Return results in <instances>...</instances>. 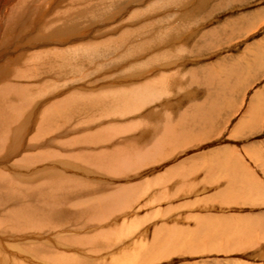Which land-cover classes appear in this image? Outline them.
I'll return each mask as SVG.
<instances>
[{
  "label": "rangeland",
  "instance_id": "rangeland-1",
  "mask_svg": "<svg viewBox=\"0 0 264 264\" xmlns=\"http://www.w3.org/2000/svg\"><path fill=\"white\" fill-rule=\"evenodd\" d=\"M0 32V88L15 89L0 97V115L28 127L30 142L6 154L8 133L0 171L24 180L4 188L38 196L66 185L62 173L91 194L131 191L99 219L65 205L53 227L5 235L1 245L20 246L4 261L264 264V0H0ZM65 97L75 100L46 111L51 127L31 143L43 110ZM202 116L209 125L196 127ZM45 150L62 159L12 166ZM37 245L40 254L28 248Z\"/></svg>",
  "mask_w": 264,
  "mask_h": 264
},
{
  "label": "bare ground",
  "instance_id": "bare-ground-1",
  "mask_svg": "<svg viewBox=\"0 0 264 264\" xmlns=\"http://www.w3.org/2000/svg\"><path fill=\"white\" fill-rule=\"evenodd\" d=\"M51 1V0H50ZM53 1V0H52ZM80 2V1H79ZM40 7V6H39ZM39 7H38V9H39ZM44 7V6H43ZM41 8V7H40ZM40 10H42V8L40 9ZM46 10V9H45ZM53 10V9H52ZM51 10V11H52ZM44 11V10H43ZM46 12V11H45ZM47 12H49V11H47ZM94 12H96V11H94ZM65 14V13H64ZM47 15H48V13H47ZM46 15V16H47ZM58 17V16H57ZM96 17V16H95ZM59 19V18H58ZM60 20V19H59ZM10 21V20H9ZM57 21V20H56ZM54 22V21H53ZM59 22V21H58ZM51 23V22H50ZM63 23V22H62ZM56 24V23H55ZM70 24V23H69ZM98 25V24H97ZM54 26V25H53ZM9 29V28H8ZM92 31V30H91ZM12 32V31H11ZM91 33V32H90ZM3 33H1L0 32V40L2 41V39H1V37L3 36L2 35ZM86 35V34H85ZM84 36V35H83ZM72 38H74L73 36H71ZM124 37V36H123ZM81 38V37H80ZM79 39H77V41H78ZM83 41V40H82ZM83 43V42H82ZM14 45V44H13ZM96 45V44H95ZM86 46V45H85ZM82 47V46H81ZM5 48V47H4ZM26 48V47H25ZM24 48V49H25ZM27 49H29V48H27ZM30 49H32V46H31V48ZM78 49V48H77ZM72 50H74V49H72ZM27 52V51H26ZM72 52V51H71ZM57 54V53H56ZM3 55V54H2ZM3 57V56H2ZM2 72V70H0V73ZM208 72V71H207ZM30 73V72H29ZM6 75V74H5ZM2 77H3V74H2ZM4 78V77H3ZM116 81V80H115ZM115 81H114V83H115ZM120 81H122V80H120ZM131 81V80H130ZM118 82V81H117ZM150 84H153V83H146V85H144L143 87H141L140 86V88L141 89H145L146 88V86L147 85H150ZM194 84V83H193ZM12 85H14V84H12ZM12 85H10V87H7V85H5L4 84V86L5 87H2V85H1V87L2 88H0V97L1 96H5V94H6V91H10V92H13V90H15L14 89V86H12ZM16 85V84H15ZM127 85V84H126ZM17 87H18V85H17ZM22 87V86H21ZM148 87V86H147ZM18 89H19V87H18ZM22 89V88H21ZM101 89V88H100ZM21 91V90H20ZM143 91V90H142ZM118 92V91H117ZM133 92V91H132ZM15 93V92H14ZM114 93V92H113ZM116 93V92H115ZM128 94V96L130 95V94H132V93H130V91H128V92H125V95H127ZM121 93H119V95H120ZM184 94H186V93H184ZM6 95H8V94H6ZM76 95V94H75ZM82 95V94H81ZM90 95V94H89ZM115 95L116 94H114L113 96L115 97ZM122 95V94H121ZM124 95V94H123ZM124 95V96H125ZM187 95V94H186ZM210 95V94H209ZM73 96V95H72ZM87 96H88V94H87ZM107 95H101L100 97H99V95H95L94 97H91V101L90 102H94L95 103V100L97 99L98 101H106L107 102V100H109L110 98H105ZM111 96V95H110ZM112 96V97H113ZM82 98H85V97H83V95L81 96ZM209 97V96H208ZM77 98H80L79 96L77 97ZM112 99V98H111ZM75 99H74V97H65V98H63V99H61V100H59V101H56V102H54V103H51L50 104V106L49 107H47L48 109H45V110H43V114H45V112L46 111H48V113L49 114H51V115H55V114H58L59 113V109H61V111L60 112H65V110H66V105L67 104H70L72 101H74ZM86 100H89V99H86ZM116 100V99H115ZM119 100V99H118ZM3 102H4V100H3ZM97 103H99V102H97ZM90 104V103H89ZM93 104V103H92ZM115 104V103H114ZM203 104V103H202ZM21 105H22V103H21ZM24 105V104H23ZM91 105V104H90ZM98 105V104H97ZM94 106V105H93ZM205 106V105H204ZM7 107V106H6ZM69 107V106H68ZM67 107V108H68ZM210 107V106H209ZM16 109V111H20L21 110V108H20V110H19V108H15ZM14 109V110H15ZM69 109V108H68ZM210 109H212V108H210ZM214 109V108H213ZM36 110V109H35ZM197 110V109H196ZM213 112H214V110H212ZM194 112H196L195 110H194ZM198 112V111H197ZM206 113V112H205ZM4 115L5 114H3V115H0V153H1V150L3 149V146H4V144H5V141H6V138H7V136H8V133L10 132V133H12L13 131H12V129L14 130H16L15 131V133H14V135H13V141L12 142H10V145L7 147V149H6V151L5 152H7L6 154H12L13 152H15V151H17V150H19L20 148H22V146L24 145V143H26L25 142V140L27 139L28 140V138H29V133L27 132V130H28V127L26 128V130H24L25 129V127H24V129H23V125H21V126H19L18 128H14L15 127V124H16V119H12L11 120V122H9V120H7L5 117H4ZM29 115H31V116H33V118H34V114L32 115V114H29ZM196 115V114H195ZM209 118H210V116L208 117V116H202V119H200V121L198 122V126H196V127H199V128H201V127H205V125H209L208 124V120H209ZM31 117H30V121H29V118H27L26 120H27V123H30L29 125H31V127L33 126V124L35 123L34 122V120H36V119H33L32 120V122H31ZM40 119H42L41 121H40ZM39 119V123H40V128H39V125H37L36 127V129H35V131H36V133H35V135H33L32 137H30V139L32 140V142L31 143H36L37 141H38V139L40 140L41 139V137H42V135H44L45 134V131L47 130V131H49L48 129H50V127H51V122L53 121V118H52V116H50V115H47V113L44 115V116H42L41 118ZM192 120V119H191ZM186 121V120H185ZM27 123H24V125H27ZM38 123V124H39ZM77 123V122H76ZM189 123V122H188ZM191 123V122H190ZM194 123V122H193ZM244 123V122H243ZM242 123V124H243ZM63 124H65V123H63ZM202 124V126H200ZM11 125H13V127L11 126ZM19 125H20V123H19ZM179 126V125H178ZM90 129V128H89ZM20 130V131H19ZM109 130V129H108ZM193 130H194V128H193ZM199 130V129H198ZM202 130V129H201ZM41 131V132H40ZM24 132H25V134H24ZM202 132V131H201ZM2 133H4V134H2ZM53 133V132H52ZM208 133V132H207ZM206 133V134H207ZM183 134V133H182ZM99 135H100V133H99ZM203 135V134H202ZM211 135V134H210ZM28 136V137H27ZM82 136V135H81ZM91 136H93V135H91ZM95 136H97V135H95ZM94 137V136H93ZM92 137V138H93ZM83 138V137H82ZM97 138V137H96ZM102 138V137H101ZM131 138V137H130ZM98 139H100V138H98ZM176 139V138H175ZM35 140V141H34ZM84 140V139H83ZM34 141V142H33ZM28 143H30L29 142V140L27 141ZM76 142H77V140H76ZM94 142V141H93ZM176 142V141H175ZM49 143H51V142H49ZM67 143V142H66ZM48 144V143H47ZM65 144V143H64ZM130 144V143H129ZM36 145V144H35ZM44 145V144H43ZM42 145V146H43ZM46 145V144H45ZM52 145V144H51ZM70 145V144H69ZM89 145V144H88ZM65 146V145H64ZM93 146V145H92ZM35 147V146H34ZM37 147H38V145H37ZM36 147V148H37ZM139 147V146H138ZM30 148V145L28 146V147H26V149L27 150H30L29 149ZM33 149V148H32ZM88 149H90V148H88ZM60 151V150H59ZM92 151V150H91ZM21 152V151H20ZM26 152V151H25ZM68 152V151H67ZM94 152V151H93ZM60 153V152H59ZM54 155V156H52L51 157V155ZM216 154H218V153H216ZM22 156V155H21ZM57 154H55V151L54 152H52V151H50V150H48V151H44V152H42V151H38V152H35V154H29V155H24L23 154V156L21 157V158H19L15 163H14V165H12L13 167H26L27 165H32L33 163V165H35V164H38V165H40V163H41V165H44V164H42V162H45V161H50V159L51 158H54L53 159V161H55V160H57V159H62L60 156H57ZM66 156H67V154H66ZM73 156V155H72ZM71 156V157H72ZM213 156V155H212ZM218 156V155H217ZM58 157H60V158H58ZM68 157V156H67ZM221 157H224V156H221ZM221 157L220 158H218L217 160H220L221 159ZM50 158V159H49ZM143 158V157H142ZM225 158V157H224ZM80 159V158H79ZM64 160H67V159H64ZM95 159L94 158H92V157H89V158H87V159H84L83 161L84 162H82L83 164H85V163H87L88 165H91V163L94 161ZM111 160V159H110ZM124 160V159H123ZM144 160V159H143ZM217 160H216V162H217ZM222 160H223V158H222ZM222 160H221V162H222ZM4 161V160H3ZM3 161H1V162H3ZM68 161V160H67ZM66 161V162H67ZM119 161V160H118ZM125 161V160H124ZM214 161V160H213ZM224 161V160H223ZM51 162V161H50ZM56 162H58V161H56ZM62 162H64L63 160H62ZM97 162H98V160H97ZM101 162V161H100ZM120 162V161H119ZM219 162V161H218ZM65 163V162H64ZM112 163V162H111ZM220 163V162H219ZM66 164V163H65ZM72 163H68V166H69V168L71 169L72 168V165H71ZM83 164H82V166H81V168L83 167ZM104 164V163H103ZM213 164V163H212ZM221 164V163H220ZM18 165V166H17ZM38 165H35V166H38ZM55 165H56V163H55ZM60 165V163L58 162V166ZM64 165V164H63ZM105 165V164H104ZM207 165V164H206ZM210 165H211V163H210ZM224 165V164H223ZM222 165V166H223ZM9 166V165H8ZM57 166V165H56ZM218 166V165H217ZM29 167V166H28ZM42 167H45V166H42ZM84 167H85V165H84ZM93 167V166H92ZM104 167V166H103ZM106 167V166H105ZM208 167H209V165H208ZM207 167V168H208ZM214 167H215V165H214ZM36 167H34L33 169H35ZM54 168V167H53ZM57 168V167H56ZM86 168V167H85ZM177 168H179V166L177 167ZM218 167H216V169H217ZM223 167H221V169H222ZM33 169H31V170H33ZM36 169H38L39 170V168H36ZM216 169H215V171H216ZM219 169V168H218ZM217 169V170H218ZM38 170L37 171H35V172H37L38 173ZM40 170H41V168H40ZM53 170V169H52ZM57 169H55V171H56ZM59 170L60 169H58L57 171L59 172ZM66 170V169H65ZM113 170V169H112ZM114 170H115V168H114ZM117 170V169H116ZM178 170V169H177ZM209 170V169H208ZM42 172L44 171V169H42L41 170ZM46 171V170H45ZM44 171V172H45ZM55 171H49V172H55ZM121 171V170H120ZM179 171V170H178ZM28 172V171H27ZM61 172H64L63 170L61 171ZM172 172H173V170H172ZM218 172H220V171H218ZM222 172V171H221ZM55 173H57V172H55ZM168 173H169V171H168ZM175 173V172H174ZM226 173V172H225ZM9 174V173H8ZM13 174V173H12ZM47 174V173H46ZM62 174V173H61ZM60 174V175H61ZM64 174V173H63ZM207 174V173H206ZM58 176L60 179H62V181H63V184H64V181H65V184L66 185H63V186H60V187H58V186H56V187H54L53 188V186H51L52 188H49L48 190L47 189H45V186H44V188L43 189H45V192H43L44 190H42L41 189V191L43 192L42 194H39L38 196H37V193L38 192H36V188H38V187H36V188H34V190H30V191H33L32 193H30L29 191H28V188H29V186L27 185V187L25 188V187H23L24 189H22L24 192H21V189L19 190H16L15 189V191L13 190L12 191V189L11 190H8V189H5L4 187L7 185L6 183H8L7 181L8 180H12L11 182H15V180H24V179H22V178H19V177H17V176H15L14 174H13V176H10V175H7V173L6 172H3V171H0V235H1V237H0V239H4V236L5 235H11L12 233H14V236H16V235H22V233H23V231H26V228H32V227H36L37 229H40L38 226H40V225H48V224H50V225H52V227H53V225H54V221L52 222V219L55 217V222H56V224H58V221L60 220V219H63V216H66V214L63 212V208H64V206L65 205H67V206H69V207H73V208H76V210L74 211L75 212V215H77L78 217L79 216H82V219L84 218V219H86V220H90V219H99L101 216H102V214H100V212H102L103 213V211H104V209H105V207L107 206L108 207V205H109V203L110 202H112V203H114L115 201L116 202H118V201H120V202H122L123 201V203L125 202L126 203V197H128V193L129 192H131V191H127V190H129V188H117V189H115V191H109V192H107V193H104V192H102V193H99V192H95L94 191V193H92L91 194V190L90 189H87L86 188V190L84 189V186H83V182H82V180H78V179H75L74 177H66V176H64V175H62V176ZM166 175V174H165ZM169 176L171 175V173H169L168 174ZM172 175H173V173H172ZM176 176H177V174H175ZM47 176V175H46ZM52 176H56L55 174L54 175H52ZM167 176V175H166ZM26 177V176H25ZM51 177V176H50ZM58 178V179H59ZM36 179V178H35ZM82 179V178H81ZM29 180V179H28ZM37 180V179H36ZM42 180V178L40 179V181ZM44 180V179H43ZM56 180V179H55ZM34 181V180H33ZM39 181V182H40ZM56 181H58V180H56ZM84 181V180H83ZM38 182V183H39ZM47 183H49L48 181H46ZM35 184H36V182H34ZM33 183V184H34ZM60 183H62L61 182V180H60ZM68 183V184H67ZM95 183V182H94ZM15 184V183H14ZM13 184V185H14ZM16 184H19V183H16ZM41 184H43V185H45L46 183L44 182L43 183V181H42V183ZM59 184V183H58ZM42 185V186H43ZM245 185H246V183H245ZM245 185H243V187L245 186ZM16 186V185H15ZM18 186V185H17ZM17 186H16V188H17ZM34 186V185H33ZM37 186V185H36ZM103 186V185H102ZM107 186V185H106ZM12 187V186H11ZM19 187V186H18ZM35 187V186H34ZM48 187V186H47ZM15 188V187H14ZM104 189V188H103ZM122 189H125L126 191L124 192V191H122ZM8 190V191H7ZM28 191L27 193H26V191ZM91 192H90V191ZM131 190V189H130ZM85 192L86 191V196H81V192ZM73 192H75V193H77V198H76V200L74 201V200H70L69 199V197H71L72 195H73ZM83 192H82V194H83ZM87 192L88 193H90V194H87ZM29 193V194H28ZM98 195H97V194ZM127 195H126V194ZM80 194V195H79ZM129 195H131L130 193H129ZM116 198V199H115ZM115 202V203H116ZM43 204V205H42ZM70 214V213H69ZM68 214V215H69ZM74 215V214H73ZM74 215V216H75ZM66 219V218H65ZM68 219V218H67ZM32 222V223H31ZM171 229H167L166 231H170ZM3 231H5V232H7V233H4ZM30 232V231H29ZM3 233V234H2ZM16 234V235H15ZM24 235V234H23ZM22 235V236H23ZM6 236V238H8L9 239V237H11V236H9V237H7ZM3 237V238H2ZM13 237V236H12ZM24 237V236H23ZM32 237V236H31ZM25 238V237H24ZM23 238V239H24ZM111 238V237H110ZM14 239V238H13ZM17 239V238H16ZM16 239H14V241H12V240H9L10 241V243L11 242H13L12 243V245L10 244L9 245V247L11 248V249H13L14 250V252L15 251H17L16 249L18 248L19 249V246H20V242H19V244L18 243H14V242H16L17 240ZM19 239H21V238H19ZM30 239V238H29ZM16 240V241H15ZM22 240V239H21ZM26 239H24L23 241H25ZM40 240V239H39ZM8 241V242H9ZM26 241H28V240H26ZM7 242V243H8ZM23 243V242H22ZM9 244V243H8ZM34 244V243H33ZM70 244V243H69ZM77 244V243H76ZM84 244V243H83ZM91 244V243H90ZM94 245H95V242L93 243ZM143 244V243H142ZM30 245V244H29ZM92 245V244H91ZM44 246V245H43ZM43 246H40V245H37V246H35V247H32V246H28V248L29 249H31L34 253H36V254H40L41 253V251H43V249H42V247ZM9 247H7V246H3V244L1 245L0 244V264H10V261H8V260H3V259H5L3 256V253L4 254H7L9 257H13V251H11V249L9 248ZM25 248H26V246H24ZM24 248V249H25ZM151 248V251H152V249L154 248V246L153 247H150ZM83 249V248H82ZM6 250H8V251H6ZM48 251H50V250H48ZM20 252H21V250H20ZM26 252V251H25ZM18 253V252H17ZM15 254V253H14ZM24 254V253H23ZM3 255V256H2ZM17 256V255H16ZM51 256V255H50ZM8 257V258H9ZM14 257H15V255H14ZM21 257V256H20ZM52 257H53V255H52ZM23 258V257H22ZM61 259V258H60ZM66 258H65V256L62 258V260L64 261ZM76 260V259H75ZM14 261V260H13ZM32 262V261H31ZM40 262V261H39ZM67 262H69V260L67 261ZM64 263V262H63ZM11 264H17V263H11ZM19 264V263H18ZM33 264V263H32ZM34 264H36V263H34Z\"/></svg>",
  "mask_w": 264,
  "mask_h": 264
}]
</instances>
